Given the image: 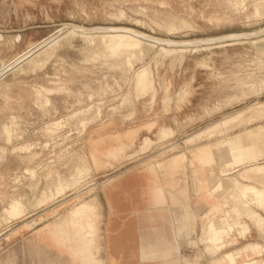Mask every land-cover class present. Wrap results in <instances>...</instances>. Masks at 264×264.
Here are the masks:
<instances>
[{
    "label": "rangeland",
    "instance_id": "obj_1",
    "mask_svg": "<svg viewBox=\"0 0 264 264\" xmlns=\"http://www.w3.org/2000/svg\"><path fill=\"white\" fill-rule=\"evenodd\" d=\"M263 1L0 0V264L14 263L15 239H4L5 231L47 210L52 211L27 226L34 227L52 214L60 216L66 209L70 210L68 216L81 204L98 198L94 189L97 176L95 167L93 172L90 166L86 141L94 128L110 120L116 124L115 130L142 127L144 132L136 144L139 148L123 156L130 159L143 154L138 163L166 162L186 153L183 185L189 187L193 183L191 170L202 167L194 152L209 140L217 150L222 141L263 127ZM257 8L261 9L259 15ZM73 25L129 27L166 40L198 42L172 46L187 51H178L177 56L159 52L171 46L156 42L154 47L145 44L144 51L134 49L135 53L128 51L121 58L111 57L104 52V42L92 41L91 35L80 31L77 35ZM46 50L52 57L43 54ZM33 58L35 62L30 61ZM142 68H149L153 83L152 91L145 95L137 93L135 83ZM150 124L153 128L148 130ZM163 128L171 132L160 139L158 132ZM146 137L154 141L148 150L141 149ZM59 180L66 187L71 181L75 187L70 182L72 188L64 186L61 191ZM226 182L233 185L230 178ZM261 185L264 188V180ZM50 192L56 194L50 196ZM45 196L49 197L46 202ZM15 199L24 201L20 203L26 207L20 216L9 212ZM237 209L243 214L250 211L245 204L233 202L221 212L226 215ZM240 211H235L238 217ZM223 220L220 216L211 219L204 233L208 218L201 219V237L222 227ZM256 221L260 231L253 223L251 228L264 234L260 229L263 219ZM237 224L232 221L225 227L233 232L229 241L239 239L223 252L243 247ZM21 253L25 262L34 259L30 250L28 255L25 250ZM183 256L185 264H210L213 260L205 241ZM249 258L257 255L250 253Z\"/></svg>",
    "mask_w": 264,
    "mask_h": 264
},
{
    "label": "crops",
    "instance_id": "obj_2",
    "mask_svg": "<svg viewBox=\"0 0 264 264\" xmlns=\"http://www.w3.org/2000/svg\"><path fill=\"white\" fill-rule=\"evenodd\" d=\"M115 128L116 124L110 120L107 125L94 128L86 139L93 165L89 164L93 172L95 167L97 176L94 189L101 202L92 247L83 252L81 239H91L92 236L87 231L79 233L67 225L70 212L67 209L60 216L52 214L39 220L34 227L27 226V223L52 211L47 210L2 234L4 239L10 236L15 239V248L11 252L13 264H185L183 255L186 250L194 252L204 241L205 234L204 237L200 235L201 219L208 218L204 233L208 222L218 220L219 216L224 219L223 229L232 223L221 212L231 207V203L226 205L224 200L230 190L227 189L228 192L222 196L217 194L215 187L219 180L226 182L237 177L242 182L263 188L259 182L241 178V172L249 164L236 165L224 172L225 162L218 157L213 165H208V159L215 151L210 140L194 152V158L202 167L191 170L193 183L189 187L184 186L186 153L177 154L166 162L153 160L146 164L138 163L139 156L143 154L135 156L138 158H123L139 148L136 144L144 129L140 126ZM147 128L151 130L153 125ZM151 159L153 157L146 162ZM129 160L131 162L127 163ZM245 206L250 211L244 214L241 211L236 225L243 247L223 252L224 248L231 246L229 239L233 233L224 230L223 237L212 242L210 247L206 244L213 259L210 264H264V234L254 232L250 226L253 223L259 230L256 219L264 221V207L248 201H245ZM260 229L264 232V222ZM238 239H234L233 244ZM21 250H25L27 255L30 250L35 260L25 262ZM250 253L256 254L257 258H249ZM243 256L247 259L240 261ZM201 258L199 255V260Z\"/></svg>",
    "mask_w": 264,
    "mask_h": 264
},
{
    "label": "bare ground",
    "instance_id": "obj_3",
    "mask_svg": "<svg viewBox=\"0 0 264 264\" xmlns=\"http://www.w3.org/2000/svg\"><path fill=\"white\" fill-rule=\"evenodd\" d=\"M261 4L264 6V3H261ZM257 7H259V5ZM256 10H257L256 12L259 15V13L261 12L260 11L261 9L257 8ZM172 27H173V24H172ZM70 29H71V27H70ZM72 31H74V32L75 31L76 32L80 31L84 35H91L88 38L91 39L92 41L95 40L96 38L100 39V41L104 42V47H105L104 48V52H107L108 56L110 55L111 57L112 56L120 57V55L125 54L128 51H130V54H131L132 53L131 50H133V51H134V49L135 50H137V49L141 50V49H143V46L145 44H149L150 46L154 47L156 42H158V43L160 42L162 45L170 44V46H171V48L162 47L160 49L161 51H159V52L163 53V51H164V54L168 53V55L169 54L171 55V53L174 54L173 52H175V55H176V53L178 51L179 52H187V51H185L183 48H172V46H177L178 47L181 44H189V43H192V45H193V42H194V44H195V42H198V41H181V42H178V41H173V40H166V39L150 36L149 34H146V33L142 32V31H139V30H137L135 28H129V27H94V28L91 27V28H89V27H86V26L73 25L72 26ZM77 35H78V32H77ZM66 36H68V34ZM79 37L82 38L83 36L82 37L79 36ZM229 38H230V36H229ZM211 40H212V38H211ZM258 40L259 39H257L256 41H258ZM47 46H48V44H47ZM49 46L51 47V44ZM53 47H54V45H53ZM189 47H190V45H189ZM48 48H46V49H48ZM204 48H206V47H204ZM144 49H146V48H144ZM144 49H143V51H144ZM199 49H198V51H199ZM138 52L139 51H137V53ZM134 53H135V51H134ZM43 54H46L47 57H49V55H50L47 50L44 51ZM125 56H126V54H125ZM165 56H167V55H165ZM27 57H29V56H27ZM50 57H52V55H50ZM98 59H99V57H98ZM30 61H34L35 62V59L33 58ZM22 65H24V64L22 63ZM3 66H5V65H3ZM18 69H19V67L17 68V70ZM142 69H144V68H142ZM142 69H141V71H142ZM146 70L144 69L142 72H137L136 73L137 74L136 81H135L136 90H137V93L141 94V95H143V93L145 95V92L147 93V92L152 91V86H153L152 84L153 83L151 84L150 80H152V79H149V74H148V72L149 73H151V72H150L149 68H148L149 71L148 70L146 71ZM39 94H41V93L39 92ZM155 94H156V92H155ZM48 99L49 98L47 97V100ZM259 112L262 113L261 111H259ZM258 115H260V114H258ZM232 118H234V117H232ZM232 118H230L229 120H231ZM59 123H61V122H59ZM54 125H56V124H54ZM11 127H10V129H11ZM58 127H60V126H58ZM263 127L260 126V128H259V126H258V128H256V129L247 130L245 132H242V134L239 133V135H236L234 137L232 136L231 138H228V139L222 141L218 145V149L217 150L215 149V151L214 150L212 151V153L210 155V158L208 159V165L209 164L213 165V163H215L217 161L218 157L222 161L225 162V166L223 165L224 167L222 169L224 172L233 169L236 165L249 164L247 167H245L243 169V171L241 172V176L242 177L241 176L240 177L243 178L244 180H254L256 182H261L262 181L261 183H263L262 179L264 177V163H259L258 162L259 160L264 159V130H263L264 128ZM5 128H6V130H8V126L5 125ZM165 129L163 128L162 130L159 131L160 139L161 138L163 139V137L167 138L169 136L168 134H169V132H171V130L167 129L168 131H166ZM9 131H11V130H9ZM6 133H8V132H6ZM9 134L10 133H8V135ZM153 143H154V141L151 138L147 137L145 139L144 145H143V147L141 149H145L146 150L149 146L151 147V145H153ZM21 149H22V147H21ZM143 151L144 150H141L139 152H143ZM208 165H207V167H208ZM219 167H221V166H219ZM219 170H220V168H219ZM33 173L36 176L35 172H33V171L31 173V175ZM74 179H77V178H74ZM82 179H84V178H82ZM230 180L232 181L233 185H230V186L226 185L227 182H225L222 179V180H219L217 182L216 187H215V192L217 194H219L220 196H222L224 193H227L228 192L227 189L230 190L228 192V196L225 195V198H224L226 205H228L230 203L232 204L233 202H236V203H239V204H245V201H248V202H251V203H254V204H257L259 206L264 207V188L258 187V186H256L255 184H252V183L242 182L237 177H232V178H230ZM60 182L61 181L59 180V183ZM70 182L68 184L72 183V182L71 183ZM62 183H63V181H62ZM62 183H60V184L57 183L58 186L60 185L59 189L61 191L65 190L64 186L66 185V184L62 185ZM76 183H77V181H76ZM79 183L80 182H78L77 184H79ZM68 184H67L68 187L65 186V188H72V186L68 185ZM73 187H75V185ZM55 189H56V192L58 191V193H59V190H57V188H55ZM56 192L55 193L50 192V196L52 195V193L56 194ZM61 194H62V192H61ZM45 198H46V196L44 197V199ZM21 199L23 200V198H21ZM44 199H43V201L46 202L47 199H45V200ZM97 199L98 198L93 197L90 201L88 200L87 202L81 204L80 206H78L77 208L72 210V212L67 216V225L73 226L74 229L77 230L79 233L87 231L88 235L92 236L91 239H87V238H84V237L81 239V243H83V246H84V249H85L83 251L84 253H86V251H88V249L90 247H92L93 243L95 242V239H94V236H93V232L97 228L96 218L98 217V210H99V207H100V204H99L100 201L98 200V202H99L98 203ZM14 201H16V199ZM21 201L19 200L18 202L17 201L16 202H13V201L10 202V205H9L10 207L8 206L10 215H18V216H20V214H22L21 213L22 211L24 213V211L26 210V207H24L25 205L22 206V204L20 203ZM22 202H24V201H22ZM41 203H42V201H41ZM23 208H25V210H23ZM7 209L5 211H7ZM236 211L239 212L240 210H236ZM11 213H13V214H11ZM224 217L225 218H229L233 222L239 223V217H238V215H236L235 211L228 210V212H226V215ZM224 235H225V231H224L223 227L222 228H217V229L211 231L209 234L207 233V235L205 236L204 241L206 242L207 246L210 247L212 242H215V241L219 240ZM234 239L235 238H232L231 241H229V245L233 244V240ZM78 241H80V240H78ZM90 253L92 254V252H90Z\"/></svg>",
    "mask_w": 264,
    "mask_h": 264
}]
</instances>
